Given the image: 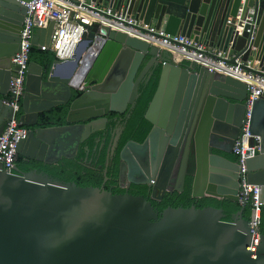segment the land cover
Masks as SVG:
<instances>
[{"label": "water", "instance_id": "1", "mask_svg": "<svg viewBox=\"0 0 264 264\" xmlns=\"http://www.w3.org/2000/svg\"><path fill=\"white\" fill-rule=\"evenodd\" d=\"M31 1L0 0V133L13 116L10 59L20 51ZM91 1L218 48L231 65L241 58L264 67V0ZM55 25L37 31L45 40L40 42L36 32L33 47L50 50ZM86 28L71 60L56 58L49 69L30 62L21 106L29 134L18 145V157L45 165L74 159L81 144L106 128L109 114L134 109L141 80L147 75L148 84L160 68L145 113L151 131L143 143H127L120 169L137 166L139 180L130 182L159 193V201L173 192L169 186L183 193L189 181L194 200L239 203V164L211 148L234 155L217 143H234L241 136L246 83L195 61L181 63L105 24ZM73 91L82 95L73 100ZM67 105V124L55 125L52 112ZM250 129L260 137L261 151L247 159L248 180L264 185V92L253 107ZM191 156L195 167L186 171ZM107 181L106 176L100 188L79 187L38 170L22 172L16 166L8 171L0 163V264H264V235H252L250 219L243 216L247 202L230 222L224 221L223 209L213 207L159 212L144 196L107 191Z\"/></svg>", "mask_w": 264, "mask_h": 264}, {"label": "built area", "instance_id": "2", "mask_svg": "<svg viewBox=\"0 0 264 264\" xmlns=\"http://www.w3.org/2000/svg\"><path fill=\"white\" fill-rule=\"evenodd\" d=\"M26 7L27 15L21 34L20 51L10 59L13 75L8 104L13 109V116L0 133V163L6 170L13 171L17 166L18 145L29 134V129L23 126L21 121V106L36 32L47 29L51 22H55L50 51L57 59L66 61L74 57L87 31L86 27L98 22L141 39L162 51H167L181 63L195 61L246 83L248 91L245 101L246 113L241 136L235 141L232 153L240 166L239 204L250 203L252 235L262 236L264 185H254L249 182L246 162L248 157L255 156L261 151L260 137L252 134L250 127L253 107L264 92V67L252 61L243 62L241 58L235 59V64L231 65L228 63L230 58L218 48L186 36L170 35L133 18L123 10L117 11L108 6L99 7L91 0H32L26 4ZM229 23L232 21L230 20Z\"/></svg>", "mask_w": 264, "mask_h": 264}, {"label": "trees", "instance_id": "3", "mask_svg": "<svg viewBox=\"0 0 264 264\" xmlns=\"http://www.w3.org/2000/svg\"><path fill=\"white\" fill-rule=\"evenodd\" d=\"M56 60L55 54L50 50H39L33 47L30 52V62H36L44 69H49L53 62ZM160 68L154 71V74L148 84L141 87L140 98L137 101L136 106L131 112L130 118L126 124L124 132L118 144L116 151V157L111 161V165L106 167V160L108 156V146L111 140V136L104 137L103 132H97L89 137L83 144H81L78 154L74 159H62L56 165H45L36 161L25 159L21 156L17 158L16 165L22 172H30L38 170L44 172L62 182L75 183L79 187H95L100 188L104 180V170L107 169L108 183L105 185L107 191H111L113 194H124L125 190L120 189L118 186L119 177V157L120 153L126 144L130 141L136 143H143L148 134L151 131V124L145 119V113L151 102L155 91L158 86L160 77ZM82 95L81 92H76L73 95V100ZM70 106H60L52 112L55 125H66V116L69 112ZM117 116L111 114L110 118ZM52 120V119H51ZM41 121V117H40ZM97 138L100 141L96 143ZM103 138H106L104 141ZM104 143V146L101 145ZM101 147V148H100ZM97 149V150H95ZM96 152V153H95ZM94 154L99 156L96 169H91L83 162L85 158L91 159ZM136 189L132 186L130 190L131 195L134 196H146V189L142 191H134ZM153 206L162 212L165 209L172 208H190L195 206L198 209L213 207L217 209H223L225 213L224 221L230 222L234 214L241 210V205L229 200H217L214 198H205L201 200H194L191 198V184L188 181L183 193L174 192L173 194H167L161 203L152 202ZM250 203L244 210L243 216L245 219H250L251 214ZM261 233L264 235V207L261 214Z\"/></svg>", "mask_w": 264, "mask_h": 264}, {"label": "flooded vegetation", "instance_id": "4", "mask_svg": "<svg viewBox=\"0 0 264 264\" xmlns=\"http://www.w3.org/2000/svg\"><path fill=\"white\" fill-rule=\"evenodd\" d=\"M146 81H147V75H145V77L141 80L140 89H141V87L146 85ZM131 112H132V110L128 111L127 113L122 114V115L116 114L117 116H114L113 118H110V115L113 114V113L109 114L107 116L108 123H107L106 128L104 130H102V131H99V132H103V136L104 137L111 136V140H110L109 146H108V156H107V160H106V167L107 168L111 165L110 162L113 161L115 159V157H116V151H117V148H118V144H119L121 136H122V134L124 132L126 124H127L128 120H129L128 115L130 116ZM198 124H196V125L198 126ZM196 125H195L194 131H193V134H192V138H191V141H190V153H191L192 150L195 151L196 141L193 138V136H194V133L196 131ZM121 128H122V131L119 132V130ZM233 134L234 133L232 132L231 135H233ZM103 140L105 141L106 138H103ZM99 141H100V138H97L96 143H98ZM187 141H188V139H186V141L183 144L182 154H181V157H180L181 161H179V165L177 166V169H176L177 171L180 170L181 167H182V156L184 155V151L187 148V145H188ZM130 142H133V141H130ZM234 143L229 140L226 143L218 142L217 144L223 146L224 148H231L232 149ZM103 146H104V143L101 145V147H103ZM95 150H97V149H95ZM211 152L225 155L229 159L237 161V158L234 155H232V154L221 153V152H219L217 150H214L212 148H211ZM98 160H99V156L97 154H94L91 159L85 158L83 160V162L86 163L89 168L96 169V164L98 163ZM194 161H195V157L191 156L190 157V161H188V163L185 165L184 169L186 171H190V170L194 169V167H195V162ZM136 167L137 166L131 165V169H129V167H126L125 169L121 170L120 169V157H119V177H118V186H119V188L125 190V193L126 192L130 193V190L132 189V186H134L136 188V189H133L134 191H140V190L142 191V189H146V191H145L146 192V196H144V197H146L151 202L161 203L163 200H161V201L157 200V198L159 197V193H156L153 190L149 191L148 188L145 187V186H137V185H134V184H132L130 182L131 180H133V181H138L139 180V176H138V172H137V168ZM106 174H107V169L104 170L103 183L105 181ZM238 179H239V177H238ZM108 181H109V179H108ZM108 181H107V183H108ZM187 182H186V184H187ZM103 183H102V185H103ZM186 184H185V186H186ZM121 187H125V188H121ZM170 188L173 189V192L172 193H167V194H173L174 192H176V191H174V187L173 186H169L168 190H170Z\"/></svg>", "mask_w": 264, "mask_h": 264}, {"label": "crops", "instance_id": "5", "mask_svg": "<svg viewBox=\"0 0 264 264\" xmlns=\"http://www.w3.org/2000/svg\"><path fill=\"white\" fill-rule=\"evenodd\" d=\"M212 6H214V5H212ZM212 9V8H211ZM210 11H212V10H210ZM223 11V10H222ZM238 16H239V14H238ZM247 18V17H246ZM248 19V18H247ZM208 20V19H207ZM231 20V19H230ZM209 21V20H208ZM207 23V22H206ZM206 28H207V25L205 24V26H204V29H203V31H202V33H201V35H199V38L200 39H203L202 38V36H203V34H205V30H206ZM171 30H173V32H176V26L175 25H172V28H171ZM37 37H39V40H40V42H41V40H42V42H44V38L42 39V34H40V32H37ZM207 44V43H206ZM37 48V47H36ZM38 49V48H37ZM162 58L163 59H167L168 58V54H166V53H163L162 54ZM220 75H222V76H229V75H225V74H223L222 72H218ZM235 78V77H234ZM76 92H78V91H73V95H74V93H76ZM80 108V107H79Z\"/></svg>", "mask_w": 264, "mask_h": 264}]
</instances>
